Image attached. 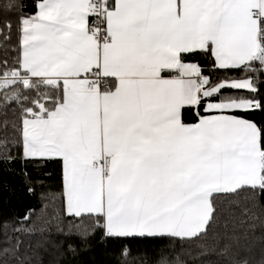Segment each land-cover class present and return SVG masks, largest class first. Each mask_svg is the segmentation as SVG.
<instances>
[{
	"label": "snow or ice",
	"instance_id": "1",
	"mask_svg": "<svg viewBox=\"0 0 264 264\" xmlns=\"http://www.w3.org/2000/svg\"><path fill=\"white\" fill-rule=\"evenodd\" d=\"M0 7V112L14 116L22 162L61 166L78 232L122 242L125 258L123 242L169 241L264 264V124L247 118L264 113V0ZM48 227L31 209L5 222L0 264H25V237L39 248Z\"/></svg>",
	"mask_w": 264,
	"mask_h": 264
},
{
	"label": "trees",
	"instance_id": "2",
	"mask_svg": "<svg viewBox=\"0 0 264 264\" xmlns=\"http://www.w3.org/2000/svg\"><path fill=\"white\" fill-rule=\"evenodd\" d=\"M6 0H0V6ZM28 5L25 11H30L31 0H23ZM5 17L3 8L0 7V20ZM15 24V14L9 15ZM13 33L12 43L7 45L10 49L15 43ZM4 55L0 49V56ZM247 118L255 120L258 124H264V113H256ZM186 121H191L192 116L185 113ZM14 116L9 112L6 116L0 112V145L5 141L8 147L0 146V242L4 240L5 222L16 223L31 209L33 220L38 224L41 220L47 221L50 227L47 233L48 242L37 248L36 237H25V249L31 242L34 251L27 253L29 259L25 264H156L161 255H166L175 260L176 255L188 264H227L226 259L220 255L209 252L207 255L195 258L186 254L179 245L169 241H126L130 248V255L121 256L122 242L101 240L99 231L95 235L78 232L74 224L78 221H70L62 214V169L55 162L24 163L19 159L21 148L15 143L11 122ZM7 122V128H5ZM12 162H8V154ZM34 189L29 192L28 188ZM256 236H264V229L257 227ZM70 247L72 250H70Z\"/></svg>",
	"mask_w": 264,
	"mask_h": 264
}]
</instances>
